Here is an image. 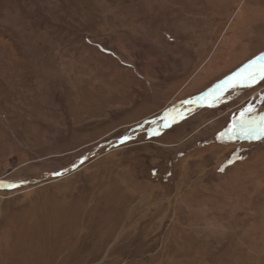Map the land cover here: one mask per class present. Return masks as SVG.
Segmentation results:
<instances>
[{
    "label": "rangeland",
    "instance_id": "obj_1",
    "mask_svg": "<svg viewBox=\"0 0 264 264\" xmlns=\"http://www.w3.org/2000/svg\"><path fill=\"white\" fill-rule=\"evenodd\" d=\"M261 52L264 0H0V264H264Z\"/></svg>",
    "mask_w": 264,
    "mask_h": 264
},
{
    "label": "snow or ice",
    "instance_id": "obj_2",
    "mask_svg": "<svg viewBox=\"0 0 264 264\" xmlns=\"http://www.w3.org/2000/svg\"><path fill=\"white\" fill-rule=\"evenodd\" d=\"M253 66L256 67L257 71L255 72H249L247 74L242 73H233L231 76L226 77L225 81L222 83H228L229 86H235L236 78L239 77L241 82L243 81H251L256 82L258 78L264 79V52L259 53L258 55H254L245 66L246 68H252ZM248 86H251V84H248ZM211 106V105H209ZM251 107L246 109V111H251ZM241 124L247 126V132L246 134L251 135L252 138L259 139V134L256 132V127L251 124L250 121L244 120L243 113L241 114ZM168 125H165L167 127ZM259 131L261 133H264V124H262L259 128ZM123 140L129 139V137H123ZM232 161H228V163H231ZM75 167V165H73ZM223 171V167L220 169ZM56 175H62V173H56Z\"/></svg>",
    "mask_w": 264,
    "mask_h": 264
},
{
    "label": "water",
    "instance_id": "obj_3",
    "mask_svg": "<svg viewBox=\"0 0 264 264\" xmlns=\"http://www.w3.org/2000/svg\"><path fill=\"white\" fill-rule=\"evenodd\" d=\"M221 84H226V83H221ZM220 86V85H219Z\"/></svg>",
    "mask_w": 264,
    "mask_h": 264
},
{
    "label": "crops",
    "instance_id": "obj_4",
    "mask_svg": "<svg viewBox=\"0 0 264 264\" xmlns=\"http://www.w3.org/2000/svg\"><path fill=\"white\" fill-rule=\"evenodd\" d=\"M222 82H223V81H222ZM235 82H236V81H235ZM220 83H221V82H220ZM220 83H219V84H220ZM226 84H227V83H226Z\"/></svg>",
    "mask_w": 264,
    "mask_h": 264
}]
</instances>
